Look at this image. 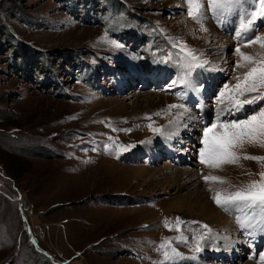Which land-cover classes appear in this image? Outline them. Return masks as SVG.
Listing matches in <instances>:
<instances>
[{"label": "rangeland", "instance_id": "1", "mask_svg": "<svg viewBox=\"0 0 264 264\" xmlns=\"http://www.w3.org/2000/svg\"><path fill=\"white\" fill-rule=\"evenodd\" d=\"M187 8L185 0H0V264H157L166 240L169 253L185 257H174L178 264H262L264 234L245 229V245L236 219L244 213L212 197L259 180L264 162L242 157L264 156V147L238 145V163L219 168L201 163L200 150L205 127L264 106L212 117L234 108L228 93L254 66L237 67L234 50L260 60L264 49L237 39L239 19L217 20L209 10L201 24ZM256 29L264 36V23ZM180 45L206 61L193 81L201 71L215 83L203 109L191 89L170 87L183 74ZM170 126L180 132L168 138ZM176 140L187 152L180 161L166 149ZM199 199L230 221L241 258L230 259L225 232L211 226ZM177 217L185 241L176 239Z\"/></svg>", "mask_w": 264, "mask_h": 264}, {"label": "snow or ice", "instance_id": "2", "mask_svg": "<svg viewBox=\"0 0 264 264\" xmlns=\"http://www.w3.org/2000/svg\"><path fill=\"white\" fill-rule=\"evenodd\" d=\"M207 8L204 7V0H185L187 4V14L197 23H201L205 18L207 11H211L214 18L221 21H227L232 18L239 19L236 30V37L245 43V46L259 44L264 49V36L256 35L255 31L257 23H264V0H206ZM206 31V29H203ZM116 47H121L117 44ZM175 47V45H174ZM235 53L239 54L241 61L237 62V67H248V70L242 76L236 77V84L228 93V100L232 107L237 111L244 108L245 105H255L259 101L264 100V94L260 93V89L264 88V59L256 60L250 55L241 52L237 47ZM182 54V55H181ZM179 59L176 61L178 69L183 71L179 80H173L170 87L177 84L184 85L192 91H197L192 74L197 68H204L206 61L201 60L195 55L194 51L188 49L186 45H180V52L177 54ZM171 56L163 62L168 63ZM224 89H229V85L225 84ZM256 93L251 96L249 94ZM183 98L186 93H179ZM225 92L222 90L218 99L223 103ZM184 104L169 105V109H183ZM151 127V126H149ZM159 131V129H154ZM202 143L204 147L200 150V162L211 168H219L223 164L238 163L240 156L234 151L238 145L245 143L264 147V106L258 107L253 114L244 120H232L226 122L213 123L210 127H205ZM243 159L264 162V156H244ZM260 179L253 180L245 187L235 192L222 195L216 192L212 199L217 206L223 208L226 212L240 211L244 213L243 217H236L237 223L242 229H253L250 233L255 235L256 231L264 234V171L259 173ZM205 181H220L216 176H205ZM251 212V215L245 211ZM184 223L179 217L176 218V230L181 235L176 237L178 241H185L187 237L183 236L180 225ZM196 223V222H193ZM257 225L259 226L257 228ZM171 230V225L165 224ZM208 228L207 225H202ZM170 247V241H165L160 245L158 251L164 250V259L157 264H178L174 257L185 259L181 253L172 249L171 253L167 250ZM199 246L195 251L199 252ZM190 259L195 260L193 256ZM262 264H264V253L260 254Z\"/></svg>", "mask_w": 264, "mask_h": 264}, {"label": "bare ground", "instance_id": "3", "mask_svg": "<svg viewBox=\"0 0 264 264\" xmlns=\"http://www.w3.org/2000/svg\"><path fill=\"white\" fill-rule=\"evenodd\" d=\"M96 23V22H95ZM226 46V45H225ZM136 52V51H135ZM194 76H197V80L194 79V84H195V87L197 89V91H193L192 93H189V98L193 101H196L199 103V105L201 106V109H203L204 107H206V95H209L211 93V87L215 84L213 81H206V75L204 74V72H196L194 73ZM214 83V84H213ZM200 106H196L194 107L195 109H200ZM246 107H244L243 109L237 111L235 108H225V112L223 110H220L219 112H217L216 114H214L212 117H214L215 119L219 118L220 116L222 115H228L229 113L231 114L233 111H235V114L238 115V114H242L244 112V109ZM210 117V113L209 115L206 114L205 118L203 119V122L207 121V119ZM195 121V120H194ZM177 127V126H176ZM168 131L165 132V135H171V134H177L178 132H180V130H177L175 128V126H170V128L167 129ZM175 133H174V132ZM170 132V133H169ZM173 137L172 135L171 136H168V138H171ZM178 141V140H176ZM193 139L191 140L190 139V142H192ZM173 142V141H172ZM179 142V147H176V146H173L172 149L170 148H166L168 150V154L170 155L171 158H174L175 161H180L181 158L184 159L185 158V153H187L185 151V153L181 154L180 153V147H182V143L180 141ZM195 156H193L194 158ZM217 175V174H216ZM197 199V198H195ZM200 206H198V208L201 209V212L206 215V217H209L208 218V222L211 223L213 227L216 228V230H222L223 232H225V241H222L224 244H227V246H230L231 248V252L230 254L228 255L229 257H231L230 259H232L233 257H237V258H241L242 256V252H239V250H234L235 248H242L243 246V241L245 242V245L247 241L244 240V237H243V234L245 232V229H242L241 227L239 228V231H237L240 236L242 237L243 241H242V244H241V241H239L238 239V242H234L232 240H230L232 237H235L236 236V233L232 227V224L230 223V221L224 217L223 215L219 214L218 212H216V210H211L210 208H208L207 204L205 203V201H203V199H199L198 200ZM230 213V212H229ZM238 211H234V212H231L230 214L232 215H235L237 214ZM238 217V216H236ZM218 223V226L219 227H216L215 225ZM235 225V223H234ZM235 228H236V225H235ZM259 235H262L260 233H258ZM257 238H253V243H256L258 240H261L259 239L260 237H258L257 235ZM264 239V238H262ZM257 245V244H256ZM226 246V245H225ZM247 247V246H245ZM256 247V246H255ZM254 248V247H253ZM243 249V248H242ZM245 251L246 248H244ZM251 250H252V247H251ZM227 253V252H226ZM247 254V253H245ZM227 256V255H226ZM253 256V255H251ZM262 262V261H261ZM254 264H257L256 262Z\"/></svg>", "mask_w": 264, "mask_h": 264}, {"label": "trees", "instance_id": "4", "mask_svg": "<svg viewBox=\"0 0 264 264\" xmlns=\"http://www.w3.org/2000/svg\"><path fill=\"white\" fill-rule=\"evenodd\" d=\"M77 1V0H76ZM81 1H78L77 2V4H78V6H79V8H80V5H81V3H80ZM86 7L88 6V1H86V3L84 4ZM84 21L85 22H88V24H92V23H95V22H99L100 23V21H93V18H86V19H84ZM93 25V24H92ZM126 44H128L129 45V43L128 42H126ZM131 48V47H130ZM144 66H146L147 67V62H146V64H143ZM20 70V69H19ZM75 70H77L78 71V68H76ZM102 71H103V69H102ZM103 72H105V71H103ZM97 73V72H96ZM42 74H45V73H43L42 72ZM50 74V73H49ZM102 76V75H101ZM38 80V79H37ZM37 82H39V81H37ZM39 85L40 86H48V85H50V87H53V89L55 88V86H57V84H56V82L54 81V82H49V84H42L41 82H39ZM56 89V88H55Z\"/></svg>", "mask_w": 264, "mask_h": 264}]
</instances>
